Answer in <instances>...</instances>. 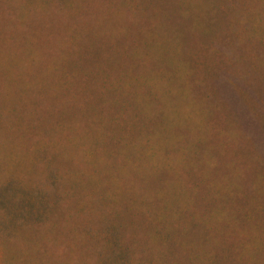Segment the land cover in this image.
Returning <instances> with one entry per match:
<instances>
[{"label": "rangeland", "instance_id": "1", "mask_svg": "<svg viewBox=\"0 0 264 264\" xmlns=\"http://www.w3.org/2000/svg\"><path fill=\"white\" fill-rule=\"evenodd\" d=\"M0 264H264V0H0Z\"/></svg>", "mask_w": 264, "mask_h": 264}]
</instances>
